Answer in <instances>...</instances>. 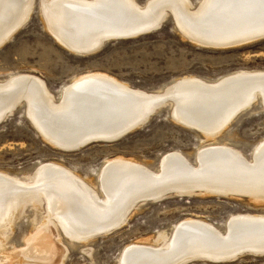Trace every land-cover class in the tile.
<instances>
[{
	"label": "bare ground",
	"instance_id": "bare-ground-1",
	"mask_svg": "<svg viewBox=\"0 0 264 264\" xmlns=\"http://www.w3.org/2000/svg\"><path fill=\"white\" fill-rule=\"evenodd\" d=\"M11 1L0 0V44L27 21L36 3ZM39 2L48 30L77 54L97 50L104 40L123 29L151 28L169 15L191 41L246 39L264 27V0H200L198 4L193 0ZM0 92V99L12 94L16 100L0 101V119L12 115L9 112L19 103L41 135L66 151L84 148L82 145L91 138H115L106 132L124 133L143 127L163 107L169 108L176 122L201 133L193 160L180 150L164 154L156 166L119 156L107 159L95 180L53 160L41 162L23 175L0 170V264H65L69 247L57 263L60 247L55 239L57 235L63 242L61 231L70 242L87 245L123 227L149 198L156 201L175 195L215 194L264 200V187L258 191L257 186L224 184L264 181V138L251 155L221 138L254 104L264 110L262 69H238L211 80L182 75L152 91L106 73L91 72L72 80L60 96L40 76L22 72L0 79ZM25 217L31 221V230L19 249L10 238L15 224ZM159 232L149 240L123 247L115 264L218 262L225 258L221 249L229 247H240L235 253L241 254L239 257L256 255L257 250H264V213H231L224 228L203 217H187L169 232ZM222 241L229 247H215ZM84 252L92 257V249L85 248Z\"/></svg>",
	"mask_w": 264,
	"mask_h": 264
},
{
	"label": "rangeland",
	"instance_id": "rangeland-1",
	"mask_svg": "<svg viewBox=\"0 0 264 264\" xmlns=\"http://www.w3.org/2000/svg\"><path fill=\"white\" fill-rule=\"evenodd\" d=\"M18 1L12 0L10 4H18ZM138 1L144 3L146 0ZM193 1L198 4L200 0ZM35 2L27 21L12 34L13 37L11 35L0 44V79L30 72L44 79L53 93L60 96L72 80L91 72L106 73L134 87L152 91L182 75L211 80L238 69L264 70V40L233 48L198 46L177 29L172 16L155 32L109 42L88 56L78 55L53 37L41 15L39 0ZM259 108L254 104L237 118L222 140L227 139L251 155L253 147L264 138V110ZM200 142L199 131L176 122L170 117L169 108L163 107L145 126L116 142H95L76 151H66L53 146L34 128L22 105L0 124V170L23 175L32 172L41 162L53 160L69 166L86 179L95 180L107 159L120 156L156 166L164 154L180 150L193 160ZM263 201L248 196L215 194L175 195L160 201H146L123 227L100 235L87 245L70 242L61 231L63 242L57 235L55 239L60 247L57 263L69 247L65 264H115L123 247L149 240L158 236L159 231L169 232L184 218L199 216L224 228L231 213H264ZM29 225V217L15 224L10 241L16 248L25 245L26 235L31 230ZM85 248L92 249V257L84 252ZM189 264H264V255L246 254L228 262L195 260Z\"/></svg>",
	"mask_w": 264,
	"mask_h": 264
},
{
	"label": "water",
	"instance_id": "water-1",
	"mask_svg": "<svg viewBox=\"0 0 264 264\" xmlns=\"http://www.w3.org/2000/svg\"><path fill=\"white\" fill-rule=\"evenodd\" d=\"M172 15H169L164 21L160 22L159 24H155L154 26H151V28H130V29H123L115 34H113V36L107 38L106 40H104L101 44V46L97 49V50H90V52L88 53H81V54H78V55H84V56H88V55H91V54H94L96 53L97 51L101 50L106 44H108L109 42H113V41H119V40H125V39H134V38H137V37H140V36H143V35H147V34H150L152 32H155L157 30H159L163 24L168 20V18L172 19L171 18ZM174 17V16H172ZM175 19V18H174ZM52 33V32H51ZM53 35V34H52ZM53 37L56 39V37L53 35ZM190 39V38H189ZM199 39V38H197ZM192 40V39H191ZM260 40H264V27L258 29L257 31H255L254 33L250 34L248 36V38L246 39H243V38H234V39H231V40H228V41H223V42H208V41H204L202 39H199L198 41L197 40H193L192 42H194L196 45L198 46H202V47H206V48H216V49H221V48H233V47H238V46H242V45H246V44H249V43H253V42H257V41H260ZM200 41V42H199ZM60 43V42H59ZM68 43H71L70 41H68ZM72 44V43H71ZM64 46V44H62ZM67 45V44H66ZM88 45H90V42H88ZM66 47V46H64ZM90 47V46H88ZM69 51H71L68 47H66ZM46 82V81H45ZM1 93V92H0ZM2 94V93H1ZM12 94L10 95H7V97H4V98H1L0 101L1 103L5 104V103H8V102H14L16 101L15 99L13 100V98H11ZM19 103L16 105V107L14 108V110L12 112H9L10 114L12 113H15V111L19 108ZM3 109H1L0 111H2ZM1 114V113H0ZM155 115V114H154ZM154 115H152L150 118H152ZM11 116V115H10ZM8 118L5 119L4 118H1L0 119V124L3 123L4 121H6ZM150 119H148L149 121ZM147 121V122H148ZM146 122V123H147ZM145 123V124H146ZM144 124V125H145ZM143 125V126H144ZM134 126V125H133ZM136 127V126H135ZM34 128L36 129V127L34 126ZM138 128H141L140 126L137 127L136 129ZM136 129H134L133 131H135ZM132 130H127L126 132L124 133H119V132H106L104 134H106L107 136L110 134V135H116L115 138H110V139H104V138H91L89 139L86 143H84L82 146L83 147H86L87 145L91 144V143H95V142H116L122 138H124L125 136L129 135L130 133L133 132ZM87 138V137H86ZM254 182H256L257 184H254ZM264 182V181H263ZM261 182V181H253V182H249V184H246V182H241V181H231V182H227V183H224V184H229L228 186H242V187H245V185H250L251 186H257L258 188V191L262 189V187H264V183ZM233 183V184H232ZM259 183V184H258ZM263 183V184H261ZM232 184V185H231ZM167 187V186H166ZM260 187V188H259ZM264 189V188H263ZM153 192H156V189L153 190ZM180 196H188L187 194L185 195H180ZM163 198V197H162ZM162 198H159V199H156V201H160V200H163ZM148 201H154V199L152 198H149ZM211 230L213 232L216 233V235L218 236V240H222L223 236H220L218 233V231L215 230L214 227H211ZM222 246L223 248L224 247H229V245L227 244H223V241L222 243H219L218 245H215V247H218V246ZM221 249V248H220ZM239 249H241L240 247H229V248H225V249H221V252L223 253V255H225V258L223 259H218L217 261L218 262H225V261H233V260H236L238 258H240L239 256H241V254H239L238 256H236L235 253H237V251H239ZM264 249V247L262 248ZM220 250L216 251L217 253H219ZM256 255L257 256H261V255H264V250L263 251H259L257 250L256 251ZM246 255V254H245ZM213 261V260H211ZM215 262V261H213Z\"/></svg>",
	"mask_w": 264,
	"mask_h": 264
}]
</instances>
